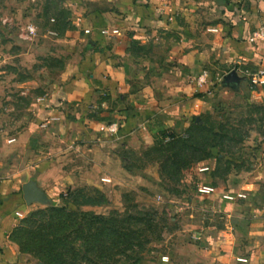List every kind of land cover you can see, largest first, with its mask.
<instances>
[{"label": "rangeland", "instance_id": "rangeland-1", "mask_svg": "<svg viewBox=\"0 0 264 264\" xmlns=\"http://www.w3.org/2000/svg\"><path fill=\"white\" fill-rule=\"evenodd\" d=\"M69 2L0 0V161L28 155L20 150L30 148L27 138L42 128L41 112L81 69L82 33ZM165 47H142L155 60L143 64L144 73L133 79L136 86L151 87L144 99L153 97L163 108L180 98L172 77L156 74L176 65L166 59ZM199 94L204 98L202 109L200 103L193 106L197 113L169 111L172 125H162L152 137L134 134L114 147L131 171L123 191L107 197L90 186H62L42 191V201L22 206L10 232L21 264L168 263L173 250L191 239L198 185L243 193L264 190V99L225 81L219 90ZM176 138L182 154L172 159L173 149L167 148ZM43 140L36 141L35 154L46 159L43 151L51 143L60 149V141L58 136L54 142ZM103 197L105 202L90 203ZM83 201L88 203L76 204ZM79 211L110 215L118 220L116 226L134 231V237L121 244L100 222L81 218ZM121 249L127 255H118Z\"/></svg>", "mask_w": 264, "mask_h": 264}, {"label": "crops", "instance_id": "crops-1", "mask_svg": "<svg viewBox=\"0 0 264 264\" xmlns=\"http://www.w3.org/2000/svg\"><path fill=\"white\" fill-rule=\"evenodd\" d=\"M69 3L82 33L84 58L72 84L57 90L41 112L42 128L27 138L32 143L29 150L19 149L28 155L15 154L0 161V264H21L10 232L26 205L23 184L32 182L43 192L90 186L108 197L131 181L126 177L131 171L114 147L134 134L152 137L162 125H172L169 111L197 113L193 106L200 103L202 109L204 98L199 93L219 90L222 81L241 85L264 99V88L251 89L243 73L262 62V48L248 37L264 24V0ZM160 43L166 46V59L176 65L156 74L172 77L180 97L165 108L153 97L144 99L151 87L133 83L144 73L143 64L155 60L142 47L155 48ZM203 71L207 83L198 87L195 79ZM56 136L60 149L51 143L43 151L46 159L35 154L40 137L49 143ZM213 186L214 193L197 192L200 202L193 207L197 213L190 224L191 239L162 264H264V190L243 193ZM223 193L233 198L224 199Z\"/></svg>", "mask_w": 264, "mask_h": 264}, {"label": "built area", "instance_id": "built-area-1", "mask_svg": "<svg viewBox=\"0 0 264 264\" xmlns=\"http://www.w3.org/2000/svg\"><path fill=\"white\" fill-rule=\"evenodd\" d=\"M32 31V28H29ZM248 41L255 43L263 50L262 62L259 63L254 69H244L243 73L249 87L253 90L258 88H264V24L256 26L248 37ZM195 83L198 87L203 86L207 83V72L203 71L195 79ZM198 193L200 194H210L216 191V188L213 185L201 184L197 188ZM241 196V195H238ZM224 199H232L231 194H222Z\"/></svg>", "mask_w": 264, "mask_h": 264}, {"label": "trees", "instance_id": "trees-1", "mask_svg": "<svg viewBox=\"0 0 264 264\" xmlns=\"http://www.w3.org/2000/svg\"><path fill=\"white\" fill-rule=\"evenodd\" d=\"M166 137H167V135H165V133L163 132V138H166ZM179 144H181V140L176 138V139H173L168 145V148H167L168 151L173 149V157H172V159L176 158L178 156V154L179 155H180V153L182 154V150H179V149L176 150V147ZM169 158H167L165 160L169 161L170 160ZM164 165L166 166L165 163H164ZM100 193H101V191H100ZM105 199H106V197L105 198L103 197V200H98V201L92 200L90 203L91 204H99V203L105 202L106 201ZM87 203H88L87 201L76 202V204H78V205H84V204H87ZM59 210H63V208L59 209ZM78 215L81 218H83V219L86 218L88 220H92V221H95V222H100L102 227H103V230H106L108 233L113 234L117 239H121L120 240L121 244H126V243L129 244L131 242V239L134 237L133 236L135 234L134 231L127 232L126 228L124 229L123 227L116 226L118 220L116 218L111 217L110 215L95 214V213H89V212H84V211H79ZM154 237L156 239H160L161 236L160 235H155ZM121 251L122 252H118L117 254L118 255H127V254H125L126 253L125 249H121Z\"/></svg>", "mask_w": 264, "mask_h": 264}, {"label": "water", "instance_id": "water-1", "mask_svg": "<svg viewBox=\"0 0 264 264\" xmlns=\"http://www.w3.org/2000/svg\"><path fill=\"white\" fill-rule=\"evenodd\" d=\"M22 196L25 203L30 204L35 201H42L43 192L32 182H28L22 185Z\"/></svg>", "mask_w": 264, "mask_h": 264}]
</instances>
